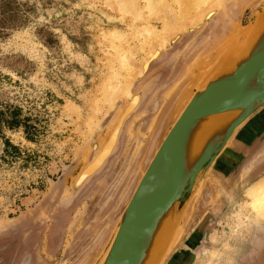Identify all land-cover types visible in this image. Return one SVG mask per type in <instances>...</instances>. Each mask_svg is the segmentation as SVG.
Listing matches in <instances>:
<instances>
[{
	"label": "rangeland",
	"instance_id": "rangeland-1",
	"mask_svg": "<svg viewBox=\"0 0 264 264\" xmlns=\"http://www.w3.org/2000/svg\"><path fill=\"white\" fill-rule=\"evenodd\" d=\"M218 1L157 39L145 29L160 31L162 22L146 10L143 21L128 0H0V118L17 110L28 129L0 132V264L103 263L140 179L200 91L197 76L208 74L230 44L246 42L264 7V0ZM224 14L231 19L227 39L204 51ZM113 73L120 76L110 103ZM129 82L144 97L124 122L117 149L72 198L73 182L126 107L119 93ZM254 123L256 113L238 131ZM238 131L182 212L174 208L176 236L163 264H264V216L249 206V189L257 186L253 159L233 150Z\"/></svg>",
	"mask_w": 264,
	"mask_h": 264
},
{
	"label": "water",
	"instance_id": "water-1",
	"mask_svg": "<svg viewBox=\"0 0 264 264\" xmlns=\"http://www.w3.org/2000/svg\"><path fill=\"white\" fill-rule=\"evenodd\" d=\"M259 44L254 52L236 60L231 76L209 82L183 110L140 179L102 264H141L155 229L167 217L174 220L173 248L177 221L172 215L174 208L179 205L178 212H182L201 184V176L210 170L238 129L264 107V37ZM233 111L241 114L214 146L210 141L193 169L184 174L190 132L208 117Z\"/></svg>",
	"mask_w": 264,
	"mask_h": 264
},
{
	"label": "bare ground",
	"instance_id": "bare-ground-1",
	"mask_svg": "<svg viewBox=\"0 0 264 264\" xmlns=\"http://www.w3.org/2000/svg\"><path fill=\"white\" fill-rule=\"evenodd\" d=\"M217 1L218 0H143L144 6L138 7L134 5L135 7H133L131 3L135 2V0H128V3H130L128 8L134 10L138 17L143 19V21L148 20V18L145 17V12L147 11L146 13H148L149 17L157 18L158 21L162 22V30H156L158 29L156 26L154 28L151 27L150 30L148 25L145 31L146 33H149V36H152L154 38L156 37L157 39H164V36L167 33L186 28L187 26L191 25L193 21L204 17L206 14H208L209 5H218L220 1ZM138 5L141 6L140 4ZM257 17L258 18L256 20V24L248 33L246 42L243 45L238 46L233 44L234 46H232V44H230V47L228 48V53L226 51L225 53L223 52V55H225L221 57L220 60L217 59L219 60L218 64L216 63L217 65L213 67L212 70L208 72V74H206L204 77H201L200 79L199 76H197L199 80L198 86L200 90L204 91L208 86L209 82L216 80L219 77L222 78L224 76H231L236 68V60L245 53L248 54L252 50V52H254V47H260L259 43H261L262 38L264 37V9L258 14ZM112 37L114 40H117L115 34H113ZM116 49L117 52H120V48ZM219 53H221L222 55V50ZM120 54L121 53H116V55L118 56ZM121 60H123L122 62H120L122 63L123 67L128 66V62L125 60V58H122ZM210 61L212 62L210 58L205 60V62ZM196 72L197 71H195V73ZM114 74L115 73L110 76L108 81V86H110V88L113 90L112 93L109 95L110 103L116 96V90H118V85L115 84V81L118 76H120L118 75L119 73L117 75ZM119 94H121V96L126 101V107L122 112L121 116L119 117L117 124L109 135L108 139L97 151V154L94 159L85 166L77 180L73 182L71 193L72 198H75L76 194L82 189V187H84V185L86 184L85 182L90 177L92 178L94 175L100 172V170L104 167L105 163L109 159V156H111L117 149L120 131L122 129V126L124 125V122L131 115V113H133L139 107L142 97H144L143 91L138 92L137 94L133 92L132 83L130 82L127 83V85L123 89H120ZM240 114L241 111H233L220 115H214L202 120V122L198 123L195 126V128L190 132V137L186 145L184 157V174L187 175L193 169V167L201 157L202 153L209 145L210 141L212 142L211 145L214 146L213 144L216 143V141L219 139L224 130H227ZM231 140L232 138L230 139V141ZM249 190L250 191L248 195L251 197L252 201L251 203H249V206L252 208L253 214L255 216L258 215L263 217L264 183L254 186L253 189ZM173 221V219H169L167 217L166 219L164 218L160 222V224L154 231L146 256L141 264H154L157 259H159L158 262H160V264L164 263V261L172 250Z\"/></svg>",
	"mask_w": 264,
	"mask_h": 264
},
{
	"label": "crops",
	"instance_id": "crops-1",
	"mask_svg": "<svg viewBox=\"0 0 264 264\" xmlns=\"http://www.w3.org/2000/svg\"><path fill=\"white\" fill-rule=\"evenodd\" d=\"M238 132H242V135H238L233 150L242 154L244 161L250 160V155H252L253 176H256V185L262 184L264 183V110L260 109L256 113V124L249 125L248 129L246 127ZM251 143L253 151L250 153Z\"/></svg>",
	"mask_w": 264,
	"mask_h": 264
},
{
	"label": "trees",
	"instance_id": "trees-1",
	"mask_svg": "<svg viewBox=\"0 0 264 264\" xmlns=\"http://www.w3.org/2000/svg\"><path fill=\"white\" fill-rule=\"evenodd\" d=\"M9 116H2L0 118V132L3 127H6L10 130L24 128L26 134H28V129L25 125V121L21 120L19 117V111L17 110H8ZM7 147H11L10 143L6 142Z\"/></svg>",
	"mask_w": 264,
	"mask_h": 264
},
{
	"label": "flooded vegetation",
	"instance_id": "flooded-vegetation-1",
	"mask_svg": "<svg viewBox=\"0 0 264 264\" xmlns=\"http://www.w3.org/2000/svg\"><path fill=\"white\" fill-rule=\"evenodd\" d=\"M235 16H238V15H235ZM224 18H225V21H223ZM226 18H227V19H226ZM235 18H236V17H235ZM237 18H238V17H237ZM229 20H230V21H229ZM221 21H223V22H221V25H222V26L220 27V34H218V36H216V38H214L213 40H211L212 43L206 45L204 51H206V52H207V51H211V50H212L211 47L215 46V44H216V46H217V45H218L217 43H218L219 40L222 38V36H223L224 40L227 39V36H226V35H227V32H226V31L228 30V29H227V23L231 22V19H229V17H226V15L224 14V15L221 16ZM226 21H229V22H226ZM210 23H211V22H210ZM194 30H196V29H194ZM197 34H199L198 31L191 32V35H192L194 38L196 37ZM193 40H194V39H192L191 42H192ZM195 40H196V38H195ZM195 40H194V41H195ZM199 42H200V41H198V42L196 41V44H195V46H194L195 48L198 47ZM194 47H193V48H194ZM188 252H189V251H186V255H187ZM188 254H189V253H188Z\"/></svg>",
	"mask_w": 264,
	"mask_h": 264
}]
</instances>
